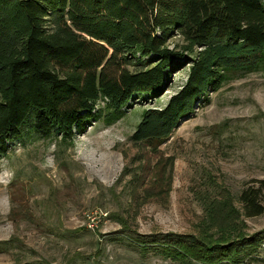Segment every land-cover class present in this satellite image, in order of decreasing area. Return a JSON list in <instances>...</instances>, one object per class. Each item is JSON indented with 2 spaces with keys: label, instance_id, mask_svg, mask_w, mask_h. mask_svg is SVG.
<instances>
[{
  "label": "trees",
  "instance_id": "16d2710c",
  "mask_svg": "<svg viewBox=\"0 0 264 264\" xmlns=\"http://www.w3.org/2000/svg\"><path fill=\"white\" fill-rule=\"evenodd\" d=\"M176 35L182 43L170 45ZM187 64L183 85L142 111L131 140L157 148L233 75L264 72V0H0V157L29 135L71 144L92 122L111 125ZM238 200L246 217L263 214L264 178ZM217 228V239L166 232L132 243L181 264H240L261 241Z\"/></svg>",
  "mask_w": 264,
  "mask_h": 264
},
{
  "label": "rangeland",
  "instance_id": "374dc122",
  "mask_svg": "<svg viewBox=\"0 0 264 264\" xmlns=\"http://www.w3.org/2000/svg\"><path fill=\"white\" fill-rule=\"evenodd\" d=\"M187 73L188 64L158 97L135 100L111 125L92 122L71 144L53 135L11 144L0 157V264H181L132 240L217 239L229 224L261 232L240 264H264V213L246 217L238 200L264 178V72L233 75L157 148L131 140L142 111L163 107Z\"/></svg>",
  "mask_w": 264,
  "mask_h": 264
},
{
  "label": "water",
  "instance_id": "95a60500",
  "mask_svg": "<svg viewBox=\"0 0 264 264\" xmlns=\"http://www.w3.org/2000/svg\"><path fill=\"white\" fill-rule=\"evenodd\" d=\"M163 90H165V88Z\"/></svg>",
  "mask_w": 264,
  "mask_h": 264
}]
</instances>
